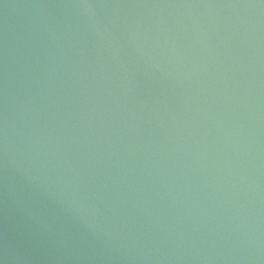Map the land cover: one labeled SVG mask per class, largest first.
Masks as SVG:
<instances>
[{"label":"water","instance_id":"95a60500","mask_svg":"<svg viewBox=\"0 0 264 264\" xmlns=\"http://www.w3.org/2000/svg\"><path fill=\"white\" fill-rule=\"evenodd\" d=\"M0 264H264V0H0Z\"/></svg>","mask_w":264,"mask_h":264}]
</instances>
